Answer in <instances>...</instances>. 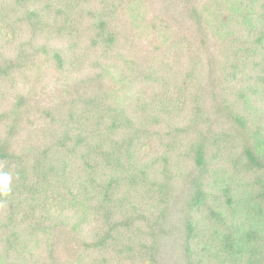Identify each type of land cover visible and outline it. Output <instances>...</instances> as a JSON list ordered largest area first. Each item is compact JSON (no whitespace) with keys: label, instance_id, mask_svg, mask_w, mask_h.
Masks as SVG:
<instances>
[{"label":"trees","instance_id":"trees-1","mask_svg":"<svg viewBox=\"0 0 264 264\" xmlns=\"http://www.w3.org/2000/svg\"><path fill=\"white\" fill-rule=\"evenodd\" d=\"M11 17L0 264H264V129L237 110L264 101V0H0ZM38 60L75 74L45 103Z\"/></svg>","mask_w":264,"mask_h":264},{"label":"rangeland","instance_id":"rangeland-1","mask_svg":"<svg viewBox=\"0 0 264 264\" xmlns=\"http://www.w3.org/2000/svg\"><path fill=\"white\" fill-rule=\"evenodd\" d=\"M7 12L11 15V11H10V7L8 8ZM16 20L15 17H11V20L6 18L3 20V22L1 23V29H8L11 30L12 27H14V21ZM8 22H11L10 24H7ZM13 22V23H12ZM7 24V25H6ZM145 22H140L139 23V27L140 29H143L142 26H145ZM6 25V26H5ZM150 29V27H149ZM146 33H150V31L145 30ZM137 33V31H136ZM138 34V33H137ZM138 38V36H137ZM133 51H137L133 49ZM133 51H126V58H120L118 60H116L112 66L114 64L118 65L117 71L119 73H115V70L111 69L110 70V80L108 81L111 86H113L114 88H119L121 86V81H129V76H126V73H122V72H128L130 70L129 68V64H130V60L132 59L133 55L131 52ZM45 55V54H44ZM170 54L168 52V50H165V52L163 54H161V61L157 62V73L158 74H162V70L165 69L166 71L168 70V66L167 63H171L169 58ZM42 57H46V56H42ZM34 63L36 64L35 70H33L32 72L29 73V75H27L26 77H29L28 80L32 81V89L36 90V99L38 101H44V103L46 101H48L50 98H52L54 95H56L57 93L63 91L65 92L66 89L68 88V85L71 83V81L74 79L75 74L69 73L68 70L65 71H61L56 67V63H53L51 61H34ZM162 64L161 66L159 64ZM111 66V67H112ZM114 68V67H112ZM115 69V68H114ZM164 72V71H163ZM122 75H124L125 77H123ZM206 77V71L203 72V74L199 77L200 79H204ZM107 80V79H106ZM202 81V80H200ZM204 82V81H203ZM239 85L235 84V89H230L231 92L228 94L231 97L237 96L236 91H238ZM65 90V91H64ZM239 92V91H238ZM257 98V97H256ZM255 101V98H253ZM263 106H264V101L262 99L257 98V100L255 101V103H253L252 101L248 102L247 104L243 103V104H237V110L238 112H246L250 114L249 116V125H248V130L250 131H256L258 128L259 129H264V118L262 117L263 114ZM258 129V130H259ZM79 206L77 205H70L67 207L62 206L61 207V211L64 212V216L66 217H70L75 219L76 217H78V208ZM75 216H72V215ZM86 223H84V225L82 226V228L86 225ZM31 247L32 249L35 248L34 245L35 243L32 241L31 242ZM37 248V247H36ZM39 249V248H38ZM38 249H36L34 252L39 251ZM25 254L30 253L29 251L25 252V250L23 251ZM23 253V254H24ZM72 258V256H70L69 254H66L64 259L62 261H70Z\"/></svg>","mask_w":264,"mask_h":264},{"label":"clouds","instance_id":"clouds-1","mask_svg":"<svg viewBox=\"0 0 264 264\" xmlns=\"http://www.w3.org/2000/svg\"><path fill=\"white\" fill-rule=\"evenodd\" d=\"M6 175V174H5ZM9 183H10V178H9Z\"/></svg>","mask_w":264,"mask_h":264}]
</instances>
